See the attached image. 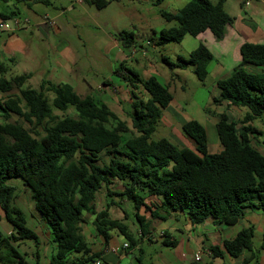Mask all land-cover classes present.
<instances>
[{
	"label": "trees",
	"instance_id": "1",
	"mask_svg": "<svg viewBox=\"0 0 264 264\" xmlns=\"http://www.w3.org/2000/svg\"><path fill=\"white\" fill-rule=\"evenodd\" d=\"M88 1L103 7L111 0ZM225 1L189 0L176 12L162 10V16L177 25L160 31V43L180 42L187 34L203 37L212 33L215 38H224L235 19L226 11ZM134 38L133 31L117 34L125 47H131ZM239 52V64L217 81L220 92L213 102L227 101L248 111L239 120L231 119L226 111L219 114L217 130L222 149L218 152L209 150L206 127L194 118L182 125L193 147L180 146L167 137L152 138L163 109L174 98L169 85L154 75L144 79L133 72V79L129 77L133 87L142 85L149 94L147 99L134 95L130 127L107 103L98 102L92 95L82 96L70 83L43 79L39 88L26 86L30 74L7 78L0 63V93L6 95L0 99V115L5 119L0 122V207L13 225L8 234L0 230V262L41 264L46 244L28 224L25 210L17 202V186L10 182L13 178L21 179L29 188L41 219L49 224L50 243L54 244L50 264L96 260L84 233L87 214L95 215L96 232L106 241L115 228L133 241L128 224L110 215V203L100 211L96 209L98 192L104 185L109 187L113 179L120 180L123 187L114 194L133 202L142 230L150 225V220L139 213L142 206L149 207L153 218L184 211L193 223L212 217L226 224L236 223L249 207L264 208V154L253 144L259 130L251 124L264 115V42L244 41ZM213 58L209 46L201 41L188 58L166 62L171 68L192 65L197 76L205 80ZM15 88L19 94L11 92ZM47 91L54 93L52 101ZM70 107L75 108V115L56 112ZM14 114L32 127L12 121ZM111 119L116 121L113 126H109ZM129 131L133 135L123 140V133ZM148 196L162 197L160 203H153L156 210L146 203ZM165 236L164 244L176 245L169 234ZM27 239L35 244L34 263L19 249ZM252 244L253 230L248 228L224 241L226 251L234 256ZM210 248L213 256L223 254L218 245Z\"/></svg>",
	"mask_w": 264,
	"mask_h": 264
},
{
	"label": "rangeland",
	"instance_id": "2",
	"mask_svg": "<svg viewBox=\"0 0 264 264\" xmlns=\"http://www.w3.org/2000/svg\"><path fill=\"white\" fill-rule=\"evenodd\" d=\"M154 1L111 0L107 5L98 7L96 3L88 0H51L50 4L43 2L30 4V0H0V22H9L14 27L13 31L4 27L0 28V62H4L7 66L3 75L11 78L23 74V67H28L24 62L21 50L15 51L14 54L8 53L7 39L9 36L12 34L19 35L22 43L25 44L32 39V47L39 45V48L44 49L45 40L36 34L37 23L44 21L50 24L51 22V29L55 30V32H51L50 38L53 47H61L66 43L64 48L68 49L66 51L69 55L73 52L72 58L74 62H77L75 66L81 68L80 70L77 69L81 75L80 81L90 82L89 84L93 86L90 88V92L95 99L98 102H107L118 112L121 118L125 119L129 126L132 127L129 112L132 110L134 95L136 94L138 98L143 99H147L149 96L142 85H139L138 88L132 86L133 81L129 77L131 76L133 79V72L138 73L144 79L154 75L162 83L169 85L174 98L170 106L164 108L163 111L171 123L169 124L168 120L160 118L152 138L157 140L167 137L180 146L193 147L192 139L187 137L182 129V122L194 118L206 126L207 120L214 121V114L218 117L227 109L226 102L222 105L216 104L213 102V98L219 93L217 81L229 75L239 64L236 61L237 51L233 48L237 39H235V35H230L226 41H221L225 36L218 39L212 33L205 34L203 37L187 34L180 42L172 41L162 44L160 43V31L163 28L177 25V22L165 19L161 11L176 12L188 0H164L158 5ZM241 3L242 0H227L225 9L235 17L233 23L228 27L240 32L243 37L251 33L250 31L255 32L258 36L264 35V7L260 3H255L258 4L260 12L252 13L248 7L244 4L241 5ZM15 20H19L20 24L16 25ZM121 30L133 31L135 33L134 43L131 47L120 44L119 49H114L112 39H117V34ZM201 41L206 42L214 55L213 60L208 65V75L205 80H201L197 76L192 65L185 68H171L166 62L167 59L177 63L181 56L188 58ZM7 55L13 56L17 60L16 63H13ZM38 75L39 73H34L27 80L26 86L39 88L41 78ZM105 79L109 80V84H103ZM99 85L102 86V90L98 87ZM11 92L20 93L17 88ZM46 94L52 101L54 93L47 91ZM4 97L6 95L0 93V99ZM56 112L60 115L76 114L74 107H70L65 112L60 110ZM11 120H17L26 127H32L31 124L16 114ZM4 121V117L0 115V122ZM115 124L116 121L111 119L109 126ZM207 131L209 150L216 152L219 145L222 147L217 128L212 130L209 127ZM132 135L133 133L130 131L123 133V140ZM104 160L108 161L109 156L105 155ZM10 182L17 186L18 197L16 200L24 208L28 224L37 231L41 242L48 244V248L44 249L46 247L44 244L43 249L49 253L54 247V244L49 243L47 239V236L51 235L49 224L41 219L31 192L23 184V181L19 178H13ZM103 198V190L101 189L96 202L100 205ZM122 207L139 226V221L133 212L135 210L133 202L127 200V203L122 204ZM8 226L13 228V225L6 219L0 222V230L3 233H9ZM31 247L35 248L34 241L27 239L20 245L19 249L23 253L27 252L28 257H32L33 250ZM27 259L32 263L35 262L33 257ZM143 260L145 263H149L147 256H144ZM45 262L46 260L42 258L41 264H45ZM88 263L91 264V262Z\"/></svg>",
	"mask_w": 264,
	"mask_h": 264
},
{
	"label": "crops",
	"instance_id": "3",
	"mask_svg": "<svg viewBox=\"0 0 264 264\" xmlns=\"http://www.w3.org/2000/svg\"><path fill=\"white\" fill-rule=\"evenodd\" d=\"M35 2V0H30L29 3L31 4ZM226 2L227 0L225 1V5ZM255 3H260L264 7V0H242L241 5L244 4V6L248 7L252 13L260 12L258 4ZM37 24L38 30L36 34L40 35V37L46 42L44 49L39 48V45L32 47V39L28 41L27 44L22 43L20 36H15L16 34L10 35L7 39V44L9 46L8 53L14 54L17 50L23 52L24 62L28 66L23 67V74H30L31 78L34 73H39L38 76H40L41 82L43 79H48L54 83L67 82L70 83L82 96L92 95L90 88L93 86L89 84L90 82H85L84 80L80 81L81 75L77 69L80 70L81 68L75 66L77 62H74L72 58L73 52L69 55L66 51L68 49L64 48L66 43L62 45L63 47L56 48L51 44V32H55L54 29H51V22L49 24V22L41 21ZM229 27L226 29L225 38L221 41H226L228 39L227 37L235 35L237 41L233 48L237 51V62H240L239 50L244 41L264 42V35L258 36L255 32L250 31L251 33L246 37H243L240 32H236L233 28L230 29ZM112 43L114 49H119L121 47V43L115 38L112 39ZM7 57H10L13 63H16L17 60L13 56L7 55ZM0 63H3V69L5 70L4 72H6L7 66L4 62ZM250 69L259 70L260 67L250 66ZM1 74L2 72L0 71V75ZM103 82V84H109V80L107 79L103 80ZM98 87L102 90L101 85ZM225 102L227 107L225 111L231 119L239 120L243 118L248 111V108L245 106L230 105L227 101H224L222 104ZM108 106L118 115L117 111H115L109 104ZM169 106L170 104L166 108ZM130 113L131 112H129V114ZM165 117L166 115L163 111L161 118L166 119V121L168 120L167 122L170 124L171 121L169 117ZM119 118L125 120L120 116ZM187 120L189 119L184 120L182 125ZM213 120L214 121L207 120L206 126L204 125L206 130L207 128L209 130V127L212 130L217 128L218 117L216 114L213 115ZM251 124L259 130V132L253 136V144L264 154V115L255 118ZM221 149L222 147L219 145L216 152ZM122 188V183L118 179H113V182L109 184V187L104 185L101 188L103 190L104 198L100 205L96 202V209L100 211L106 208L108 203H110V206L108 207L110 215L113 218L120 219L128 224L129 231L133 235V241H130L117 228L109 231L110 238L106 241L102 235L96 232V228L93 224L95 215L87 214L88 221L84 223V233L89 243L91 254L94 257L96 256V258H100L101 262L99 264H194L196 262L201 264H207L208 262H212L213 264H264V208L249 207L236 223L226 224L224 222H218L212 217L206 218L200 223H193L184 211L173 212L170 215H167L166 218H153L152 211L149 207L142 206L139 213L145 215L150 220V225L142 230L141 226H138L131 219L130 215L122 209V204L127 203V199L123 196L114 194V192H120ZM161 200L162 197L148 196L146 198V203L148 206L155 209L153 203H160ZM133 212L135 214V210ZM5 219V212L0 207V222L5 221ZM245 228L253 230L252 248H245L239 255L234 256L226 251L224 241L226 239L234 238L240 230ZM8 230L10 233L12 228L8 226ZM166 233L170 235V239L177 241L176 245L169 246L164 244V239L167 238L165 236ZM50 238L51 235L47 236L49 243ZM126 241L129 243L128 247H124ZM47 245L48 244H46L44 249L48 248ZM211 245L220 246L223 254L213 256L210 248ZM107 248L108 250L105 251ZM34 249L35 248H33V252L35 251ZM51 252L52 249L49 253L47 250H43L40 262L42 263V258H44L46 260L45 264H50ZM144 256H147L149 263H145L143 260ZM32 257L36 260L34 255H32ZM32 257L26 255V258ZM90 262L91 264H96L94 259Z\"/></svg>",
	"mask_w": 264,
	"mask_h": 264
},
{
	"label": "built area",
	"instance_id": "4",
	"mask_svg": "<svg viewBox=\"0 0 264 264\" xmlns=\"http://www.w3.org/2000/svg\"><path fill=\"white\" fill-rule=\"evenodd\" d=\"M15 24H16V25H19V24H20L19 20H15ZM2 27L6 28V29H10L11 31L14 30L13 24H11V23H9V22H6V21H1V22H0V28H2ZM128 246H129V243L126 241V242L124 243V247H128ZM107 250H108V248H107L105 251H107ZM198 259H199V258H198ZM100 262H101V261H100V258H96L95 263H96V264H99Z\"/></svg>",
	"mask_w": 264,
	"mask_h": 264
}]
</instances>
